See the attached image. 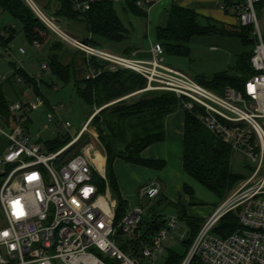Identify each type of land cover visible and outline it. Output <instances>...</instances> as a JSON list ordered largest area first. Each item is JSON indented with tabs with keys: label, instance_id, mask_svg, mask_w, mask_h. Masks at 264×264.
<instances>
[{
	"label": "built area",
	"instance_id": "2783aa9c",
	"mask_svg": "<svg viewBox=\"0 0 264 264\" xmlns=\"http://www.w3.org/2000/svg\"><path fill=\"white\" fill-rule=\"evenodd\" d=\"M25 1L50 31L88 60L94 57L112 71L127 70L143 76L147 81L144 91L166 90L186 97L185 108L189 110L201 107L203 124L234 152L248 158L250 175H245L209 215L181 264H264V34L257 9L263 0H240L232 8L241 25L254 27L256 43L250 57L252 75L244 88L228 86L223 92L211 90L167 65L159 42L147 58L96 47L89 42L91 35L86 42L70 36L33 0ZM95 1L76 0L75 7L86 11ZM34 44L41 47L39 42ZM87 71L96 78L102 69L88 63ZM17 80L23 82L20 76ZM44 104L41 97L36 102L11 104L15 118L10 125L0 117V139L5 141L0 147V209L5 218V225L0 227V264H107L102 255L110 264L155 261L165 250L166 238L182 226L178 215L166 219V226L144 244L141 256L121 247L118 232L130 240L140 237L137 230L147 215L142 201L157 198L161 184L143 186L140 202L116 222L117 200L107 183L104 162L98 160L102 156L95 154L97 146L87 143L81 152L68 158L63 155L80 140L89 123L56 152L44 153L42 144L31 139L24 123L30 112ZM53 117L49 114V119ZM63 126L68 128L71 123ZM100 179L106 181L105 190ZM236 210L240 228L224 238L216 235L213 229L220 219ZM187 235L185 229L180 237Z\"/></svg>",
	"mask_w": 264,
	"mask_h": 264
},
{
	"label": "trees",
	"instance_id": "16d2710c",
	"mask_svg": "<svg viewBox=\"0 0 264 264\" xmlns=\"http://www.w3.org/2000/svg\"><path fill=\"white\" fill-rule=\"evenodd\" d=\"M56 8L53 17L65 18L81 22L85 29V37L93 46L108 48L113 51L117 45L124 43L130 35V28L124 23L116 9L121 4L125 10L137 16H146V7L155 0H97L91 3V8L80 11L75 7L76 0H55ZM240 0H224L226 12ZM143 4V5H141ZM264 0L258 5L260 9ZM0 12H8L22 23L27 40L34 44L51 43L50 67L64 83H73L81 99L90 107H103L97 115H91L90 124L98 131L99 141L106 156V176L114 197L117 200L116 222H119L129 209V202L124 198L115 171V162L122 160L126 163L145 166L155 170L166 167L164 160L146 159L143 151L149 146L166 140V117L178 109H184V137H183V168L187 175L194 178L208 190L213 192L222 202L227 199L232 190L245 178L243 173L237 172L232 167L234 151L222 138L210 131L200 120L201 107L195 106L189 110L185 108L186 97H178L176 93L166 90L144 91L146 79L134 72L127 70L112 71L94 57L89 60L80 50L71 61L65 62L64 55L67 48L61 39H52L54 33L42 22L25 0H0ZM237 14V13H236ZM8 45L14 38L13 25L5 29L4 36ZM254 27L241 24L231 26L211 17L202 16L194 9L174 5L170 10L166 26L157 28V39L164 47L165 53L180 57H191V40L194 36L218 34L225 37L239 38L247 48L239 54L236 66L229 72L218 73L212 76L198 75L195 79L202 85L216 92H223L227 86L243 89L246 80L252 75L250 57L255 45ZM0 34V38L3 35ZM57 36V35H56ZM115 49V50H114ZM119 50V49H118ZM130 54L128 48L122 52ZM88 63L102 72L92 78L79 73L80 69L88 68ZM23 82L37 86L35 79L22 75L21 70H16ZM143 94L132 102L127 101V95L136 92ZM8 100L2 85H0V117L12 124L15 115L10 110ZM72 137L58 138L46 143L50 152H56L67 145ZM101 189L105 190L106 181L101 180ZM191 199V204H198L194 189L187 183L183 186ZM159 202L165 207L175 208L180 221L188 225V235L183 239L186 254L180 255L174 251L164 264H181L190 250L204 221L188 214L187 207H181L161 194ZM153 209V207H152ZM166 226L164 215L148 211L137 232L140 237L122 239V231L118 232L121 247L133 256H141L145 243L160 229ZM186 228V226H183ZM240 228L239 211H231L224 215L213 229L220 237H227Z\"/></svg>",
	"mask_w": 264,
	"mask_h": 264
},
{
	"label": "rangeland",
	"instance_id": "374dc122",
	"mask_svg": "<svg viewBox=\"0 0 264 264\" xmlns=\"http://www.w3.org/2000/svg\"><path fill=\"white\" fill-rule=\"evenodd\" d=\"M33 1L43 12H45L48 16L53 17V11L56 8L55 0ZM116 9L118 10L122 20L128 23V15L130 16V14H128V12H124V10H122V5L119 3L116 5ZM258 16L260 19V26L264 34V5L258 9ZM53 18L57 20V18ZM59 20L60 22H58V24L61 29L70 34V36L74 38L85 37L86 32L81 22L67 20L65 18H59ZM11 25H13L15 35L12 41L8 45H5V41L9 38L10 34L9 31L6 36L2 33H4L5 29L10 28ZM0 34L3 35V38H0V81L4 78L11 79L12 81V86L7 93L9 102L11 104L17 102L26 104L29 102H36L39 97L45 101L43 106L29 113V120L24 123L31 139L34 142L41 143L43 152L48 154L50 151L46 145L47 142L57 139L59 134L64 137H74L86 123H89L87 125V130L82 135L80 140L63 155L65 158H68L81 152L82 148L87 143H93L97 146L95 151L96 156H102L98 160L104 162L106 167V156L99 141L98 131L93 124H90L92 116L99 114L104 106L94 108L90 107L81 99L73 83L66 84L54 75L50 67L51 43L42 44L39 48L36 47L35 44H31L25 36L22 23L15 20L8 12H0ZM58 38L59 37L55 34L52 36V39ZM63 43L67 48V52L64 55V61L69 62L71 61V58L75 56L78 49L68 42L63 41ZM124 45H126L125 42L117 45L120 51H117L118 49H116V51L122 53V47H124ZM109 48L110 50L113 49L112 47ZM20 49H24L25 52H21ZM164 58L165 63L169 66L174 68H176V66L177 68H182L181 66H183V64L176 65L174 60L177 61L178 57H174V55L165 53ZM182 60L185 64L187 61L190 62V58H184ZM43 65L48 66L47 70L43 69ZM85 69L88 70V68ZM16 70H21L22 75L35 79L37 81V86H31L27 82H19L17 80L18 75H16ZM142 94L143 92L141 93L138 91L127 95L125 98H127V101L132 102L137 100ZM51 113H53L54 117L49 119V114ZM67 121L71 123V126L68 128L63 126V124ZM58 123L61 124L62 127L58 126ZM4 143V139L1 138L0 147H2ZM138 167L143 169V174L139 173ZM232 167L235 171L243 173L246 176L251 173L248 158L237 152H234L233 154ZM150 170L155 169L140 165L135 168V165L128 164L122 160L115 162V171L120 184L126 190L125 192L131 191V193L129 192L127 194L130 198L129 200L131 204H134L135 202L134 193H136L135 196H138V193L135 192L137 187H134L135 181L141 182V186L150 184L151 180L147 177V175L142 178V176L144 174H148ZM180 178H182V180H179L181 183H179V186H175V195H172V199L169 198V200L174 203H179L181 207H187L188 214L192 217L204 221L215 210V208L224 202H222L213 192L208 190L191 176L184 174V176ZM184 181L194 189L195 200L198 204H191L190 196L184 192V189L183 191L181 190ZM160 182L165 186V180L160 179ZM159 199L160 197H157L154 200L145 198L143 199L142 204L146 208L147 212L154 211L155 213L162 214L165 219L173 215H178L175 208L165 207L166 205L164 203L161 204ZM4 225L5 218L0 209V227ZM182 226H186V228H183ZM182 226L177 227L166 238L164 242L165 250L162 254L156 257L155 261L152 262V260L143 259L142 263L164 264L170 251H174L180 255H185L186 247L183 244V239H181L180 234H182L185 229L188 231L189 227L185 222L182 223ZM122 239H127V237ZM97 253L100 254L99 252ZM102 258L107 264H110L109 260L104 255H102Z\"/></svg>",
	"mask_w": 264,
	"mask_h": 264
},
{
	"label": "crops",
	"instance_id": "0c3cea01",
	"mask_svg": "<svg viewBox=\"0 0 264 264\" xmlns=\"http://www.w3.org/2000/svg\"><path fill=\"white\" fill-rule=\"evenodd\" d=\"M174 5L192 8L202 16L211 17L231 26L240 24L235 10L229 7V12H226L224 0H155L152 4L145 6L147 11L146 16L134 15L122 6V10L130 14V16L128 15V23H124H127L126 25L131 30L129 38L125 41L126 45L122 47V52L125 48H128L131 50V53H137L138 57H149L153 45L158 42L157 28L167 25L170 10ZM78 38L80 40L84 39L83 37ZM246 50L247 48L243 42L237 37H225L218 34L194 36L191 40L190 62L183 63L182 59L187 57L183 58L180 56H174L178 57L177 61L174 60V62L176 65L183 64L182 68H177V66L176 68L193 78L198 75L212 76L224 72L233 74L231 70L236 66L239 54H242ZM117 51H120V49ZM117 51L113 52L119 53ZM80 70H82V75L86 73L88 75L87 69L83 68ZM0 85H2L7 94L12 86V81L11 79L4 78L0 81ZM184 113V109H178L176 112L168 115L165 121L166 140L149 146L142 153L146 159L164 160L166 162L167 165L163 170H150L142 178L147 175L151 180L150 184L154 182L160 183L162 193L168 198L175 195V186H179V183H181L179 180H182L180 177L186 174L183 168ZM136 166L139 165H135V168ZM138 170L140 174L144 173L143 169L139 168ZM160 179L165 180V186L160 182ZM140 183L139 181H135L134 187L137 186L135 192L138 193V196H135L136 193H134L135 202L131 204L130 198L127 195L131 191L125 192L126 190L119 181L121 192L129 202V208L136 206L140 202L139 192L145 186H141ZM185 183L184 181L183 185Z\"/></svg>",
	"mask_w": 264,
	"mask_h": 264
},
{
	"label": "water",
	"instance_id": "95a60500",
	"mask_svg": "<svg viewBox=\"0 0 264 264\" xmlns=\"http://www.w3.org/2000/svg\"><path fill=\"white\" fill-rule=\"evenodd\" d=\"M57 22H60V20H59V19H57ZM86 40H87V39H86V38H84V39H83V42H86ZM79 73H80V75H81V74H82V70H79Z\"/></svg>",
	"mask_w": 264,
	"mask_h": 264
}]
</instances>
